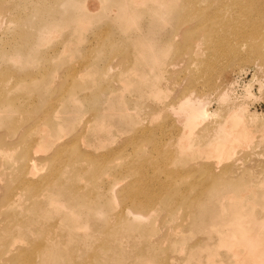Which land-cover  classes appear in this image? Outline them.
Wrapping results in <instances>:
<instances>
[{
	"label": "rangeland",
	"instance_id": "374dc122",
	"mask_svg": "<svg viewBox=\"0 0 264 264\" xmlns=\"http://www.w3.org/2000/svg\"><path fill=\"white\" fill-rule=\"evenodd\" d=\"M125 1L0 0V264L21 263L47 233L52 243L61 244L52 264H199L209 247L215 262H234L231 250L220 243L225 218L237 208L226 198L238 192L236 182L227 185L226 166L234 164L248 174L246 164L256 154L264 159V134L259 146L236 148L231 158L205 156L195 147L188 154L177 147L184 115L175 106L194 91L191 102H205L217 111L198 133L204 134V128H212L235 107L244 109L248 128L258 131L256 126H264V51L254 53L249 39L239 40L238 53L216 59L217 49L197 30L179 38L183 19L197 8L188 0H180L157 26L159 18L149 6H141L136 22L125 27ZM228 1L198 2L222 14ZM230 11L241 18L235 5ZM255 14L253 22L262 18ZM194 37L202 39L209 73L184 62L191 55L184 51L183 39ZM139 47H147V60L132 68ZM146 64L153 69L146 72ZM84 69L93 76L82 79ZM43 127L49 147L32 151ZM4 141L10 145L2 149ZM63 142L68 146L57 153ZM31 158L38 166L29 175ZM23 175L40 185L19 184ZM207 177L208 189L197 197L188 185ZM141 183L155 194L147 209L136 207L124 194ZM168 184H175L171 191L163 188ZM244 194L245 204L255 205L258 212L264 176L246 186ZM52 196L63 201L64 211L54 212L55 205H47ZM138 211L143 216L136 217ZM203 238L208 242L202 243ZM34 259L42 264L39 255Z\"/></svg>",
	"mask_w": 264,
	"mask_h": 264
},
{
	"label": "bare ground",
	"instance_id": "6f19581e",
	"mask_svg": "<svg viewBox=\"0 0 264 264\" xmlns=\"http://www.w3.org/2000/svg\"><path fill=\"white\" fill-rule=\"evenodd\" d=\"M198 1L199 0H188L187 1V3L190 6H195L197 8H195V10H193L194 12L190 11L187 14L186 18L183 19V22L181 23L182 26H180V28L178 30V37L179 36L181 37L183 34L189 33L190 31L197 30L199 36H201V37L207 36L208 42H212V44H210V47H212L214 45L215 49H217V52H214V53H216L215 57L213 55H211L216 59L217 58L219 59V58L225 57V56H231L232 54L235 55L236 53H238V47H237L236 43L239 40L243 41V40L249 39V42H251L250 49L254 53H260L261 54L264 51V16H263L264 15V2H263L264 0H232L230 2L228 1L229 2L228 6L226 5L224 7V8H227L228 11L224 9V12L222 14H218L217 11H208V9H207L208 3L205 4L206 6L202 7L203 5H199ZM243 1H244V3L241 4V2H243ZM124 2H126V1L124 0ZM202 3H204V2H202ZM180 5H181L180 0H128V5L123 6V8L121 9V13H123V14H121L123 17V19H122L123 25L125 27L130 26L137 19L136 13L141 8V6H149L150 11H152L155 14V15L152 14V16L154 15L155 17L159 18V20H156L154 22V25L157 26L160 22L165 21V18L167 16H169L173 12V10L176 9ZM234 5L238 8V11H241V13L239 14L241 16V18H239L237 16L235 17V14L233 15L231 13L230 10L234 9ZM220 6H222V5H217L216 6L217 9ZM205 7H207V8H205ZM246 7L248 8V10H246L244 12ZM146 10H144V11H146ZM144 11L142 13H144ZM229 11H230V13H229ZM256 11L258 13V17H262V18L260 20H258L257 22H253V18L256 15L255 14ZM6 12H8V10ZM152 12H149L147 10V13L151 14ZM227 15H231V17L230 16L228 17ZM233 19H234V21H233ZM243 19H245V21H243ZM138 21H139V19H138ZM170 22H171V20H170ZM228 23L234 24V25H229ZM233 26H236V27L233 29ZM120 28H122V27H120ZM164 29H166V28H164ZM144 31L145 30H143V33H144ZM141 33H142V29H141ZM139 34H140V32H139ZM176 36H175V38H176ZM192 37H193V34H192ZM135 39H136V36H135ZM183 41H184L183 45L185 46L184 51L189 52L191 57L189 58L188 61H184V60H182V61L188 62L187 64H189L190 62L195 63L194 65L197 66V69H200L199 70L200 72H208L211 63L210 62L207 63L206 61L203 60L202 54L204 51H203V49L200 48V45L202 43V39L200 37H194V38H191L188 42H186V38L183 39ZM157 45H159V44H157ZM183 45H182V47H183ZM158 47H160V45ZM168 47H167V49H168ZM156 48H154V49H156ZM163 48L164 47L162 46V49ZM139 49H141V48L139 47ZM146 49H147V47H143L141 50L137 49L138 54L136 55V57L134 59L135 63L132 65V68L134 67V65H136L137 63H139L141 61L146 62V60H147ZM164 52H165V49H164ZM166 53H168V52H166ZM169 54H170V51H169ZM261 55H263V54H261ZM160 58H161V56H160ZM191 58H192V60H191ZM114 62H115V60H114ZM175 63H176V61H175ZM110 68H111V66H110ZM145 69H146V72H148V71H151L153 69V67L151 66V64H148V65L146 64ZM212 69L214 71V68H212ZM189 72H194V71H189ZM79 74H81V77L83 75H86V77L87 76H90V77L93 76L89 71H87L85 69ZM79 74H77V75H79ZM207 76H208V74H207ZM209 76H211V74ZM83 77H82V79H83ZM141 77L143 78L142 73H141ZM212 77L214 78V76H212ZM122 78H124V77H122ZM147 78H148V76L146 77V79ZM159 80H160V78H159ZM184 80H185V78H184ZM187 81L189 82V81H191V79L188 78ZM212 82H214V81H212ZM190 83H192V81ZM146 84H147V82H146ZM165 89H167V88H165ZM178 90H179V88H178ZM193 92H188L185 95L184 99L179 100L175 106L177 112L180 113L181 116L184 115L183 116L184 121H183V124L181 125L182 126L181 135H180V138L178 140V146H177L181 150H184L183 152H188V154H190L189 151L195 147V150L198 148L197 151H200L199 154H205V156L206 155L208 156V155H211V153H217V155L219 157L221 156L220 158H222L224 156H227V157L231 156L232 157L233 156L232 154L238 148L248 149V148L253 147V146H259V144L261 142V138H259V136H262L264 134V126H261V125L256 126V127H258V129H257L258 131H256V132H258V133L253 132L252 129H249L250 128L249 126H251V125H248L247 121L245 120V115H244L245 112H244V109L242 107H235V108L229 109L226 112L224 119H222L220 122H216L214 124V126L210 129L204 128V134H201V132L198 133L196 131V129L198 127H200L202 122L205 121L206 119H209L210 117L215 116L217 111H214L205 102L204 103H196V102L193 103V102H191V101H193V99H195L193 97ZM225 93H223V94L225 95ZM174 97H176V94ZM176 98H178V97H176ZM122 99H123V97H122ZM170 107L171 106H169V108H167V107L166 108L170 109ZM172 107H173V105H172ZM156 114H160V113H156ZM156 114H153V115L155 116ZM100 125H102V124H100ZM101 128H103V125ZM110 130H109V132H110ZM57 131H58V128H57ZM103 132H105V131L103 130ZM60 137H61V135H60ZM49 138L50 137L48 135V130L45 127L41 128L40 129V139L35 140L33 142V144H31L32 151H34L33 150V147H34L35 150H37V151H40V152L45 151L46 152V148L49 145ZM131 138H133V137H131ZM7 145H10V144L5 142V141L2 142V144H1L2 149H4V146H7ZM65 145H66L65 142L61 143L57 153H62L64 151V149L68 146V145L67 146H65ZM90 145H92V144H90ZM104 148H105V146H104ZM180 149H179V151H181ZM37 151H35V152H37ZM50 151H51V148H50ZM30 152L31 151H30V147H29L27 149L26 153H30ZM49 152H47V153H49ZM35 154H37V153H35ZM261 154H263V153H261ZM86 155H87V157H91L93 159L96 158L92 154L86 153ZM255 156L256 157L252 161H250V164H246V166L249 167V169L251 170L249 172H247V171L245 172L248 174H244L242 167H240V169H239V166L236 167V166H234V164H229L228 166H226V178L228 181L227 185L233 184L234 182H236L237 186H238V188H236L238 190V192H236V194L234 196L232 194H227L226 198H228V195H229V199H228L229 205L231 207L236 206L237 208L234 209V211L230 212L228 214V217L225 218V223L222 226L224 228L223 229V238H222L221 242L219 241L222 244V246H225V249L227 247L229 250H231L230 252L232 253V256L234 257L233 258L234 262L233 263H227V264H264V194L262 197L263 201L259 205L260 209L258 210V212L254 211V209L256 207L255 205L250 206V203L245 204V194H244L246 186L249 187L250 184H253L254 182H256L262 175L264 176V159H262L260 157V153L256 154ZM227 157H226V160H224L225 158H223V160L227 161L229 159V158L227 159ZM104 158H105V156H103V159ZM30 160L33 161V163L31 164V162H30L28 167L26 165V168H27V171L30 173L29 175H32L31 170L33 168H36L38 165L35 163L36 158H31ZM217 160L219 161L220 159H217ZM217 160H216V163L214 165L217 164ZM223 160L221 159V161H223ZM221 161H219L220 164H221ZM239 161H240V159H239ZM141 171L142 170H140L139 173H141ZM190 172H192V170H189L187 173L190 175ZM207 173H208V170H207ZM179 174L177 173L175 175V172L172 173L173 176H178V177L180 176ZM27 176H28V174H27ZM27 176L23 175V178H22L23 180H20L19 184L22 183V181H23L24 184L36 185V186L40 185L37 180H35V179L32 180V179L28 178ZM180 177H182V176H180ZM46 179L49 180L50 182H52L54 180V179H52V177L49 178V176ZM142 179L143 178L141 177L140 180L142 181ZM208 185H209V183H208V177H207L203 181H197V182L191 183L190 185H188V187H191L190 188L191 190H194V192H197V197H201V196L203 197V195L206 191L205 189H208ZM174 186H175V184H168L167 186H163V188L165 190L171 191L172 187H174ZM202 187H204V188H202ZM199 188H201V189L199 190ZM232 191L233 190H230V192H232ZM124 194L127 196L128 199H131L135 203L136 207H141L142 209H147V207H149L151 204H153L154 197H155L154 192H152L150 190V186L146 185V184L143 185L142 183L138 187H136L132 192L128 191V193L124 192ZM15 195L17 196V193H15ZM15 195H14V197H16ZM18 195H20V194H18ZM55 198L57 199V197L53 198V196L48 198L49 204H47V205H49V206L51 205L50 206L51 209H52V206L55 205V207L53 209L56 211H54V212L59 211V213H60L61 209H62V211H64L63 207H65V206L63 205L64 203L62 204L63 201L62 202L58 201V200L56 201ZM50 207H49V210H50ZM246 207H250L249 211L246 209ZM64 209H66V208H64ZM254 212L256 213V215L254 214ZM127 213H128V209H127ZM138 214H140V215H138ZM138 214H136V212H135L136 217L143 216L142 215L143 213H141L139 211H138ZM252 214H254V216H252ZM133 220H134V218H133ZM141 220H139V221H141ZM61 222H63V219ZM49 236L50 235L47 233L45 238H43L41 241L37 242L30 251L25 253L23 256V261L19 264H36V260L34 259L36 255H39L41 257L42 264H52L56 258V255L59 253L57 251L59 250V247L61 244L59 242L58 243H52L51 240L48 239ZM206 239L207 238L201 239V242L207 243L208 240H206ZM18 244H20V243H18ZM11 250H12V248H11ZM181 250L183 252V249H181ZM185 250H186V248H185ZM208 250H210V252L208 255H206L205 262H202L199 264H223L222 262H215L214 258L216 256H215V253L213 252V247H211V248L209 247ZM208 250H207V252H208ZM201 251L202 250H200V252Z\"/></svg>",
	"mask_w": 264,
	"mask_h": 264
}]
</instances>
